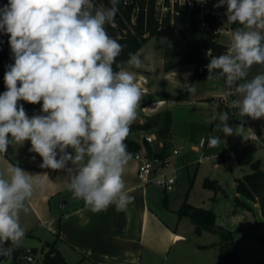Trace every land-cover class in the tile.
<instances>
[{
  "label": "clouds",
  "instance_id": "obj_1",
  "mask_svg": "<svg viewBox=\"0 0 264 264\" xmlns=\"http://www.w3.org/2000/svg\"><path fill=\"white\" fill-rule=\"evenodd\" d=\"M119 3L8 0L0 7V32L9 36L14 60L0 94V153L30 141L29 151L42 158L39 167L63 171L72 199L93 213L109 206L125 211L134 201L123 179L131 159L125 140L142 93L123 65L140 68L143 61L129 53L117 63L125 46L107 27H116ZM225 5L227 22L241 27L225 52L208 51L206 79H223L233 90L240 123L231 126L227 112L212 119L219 120L216 129L224 136L247 140L243 117L264 119V72L248 78L253 65H264V0H217L214 7ZM20 101L41 104V114L29 116ZM222 141L220 135L207 138L210 148ZM37 188L43 190L44 182L20 166L0 167V257L11 258L25 238L20 215L29 212Z\"/></svg>",
  "mask_w": 264,
  "mask_h": 264
},
{
  "label": "crops",
  "instance_id": "obj_2",
  "mask_svg": "<svg viewBox=\"0 0 264 264\" xmlns=\"http://www.w3.org/2000/svg\"><path fill=\"white\" fill-rule=\"evenodd\" d=\"M182 28L183 31L189 29V27L185 26ZM178 40L180 39L172 42ZM174 52L172 53L174 54ZM172 53L171 51L166 53L165 50L163 54V82L160 85H164L165 81L171 85H178L177 76L179 75L180 79L178 82L184 81L185 83L183 82V88L178 93L167 94L162 91L160 92L158 91L160 85L157 86L158 89L156 88L157 92H152L154 85L149 87L148 78L151 71L146 70L144 74L143 72L133 73L135 84L142 93V99L139 104L141 115L137 117L139 123L152 116L158 115L157 117H159L161 112H163L159 111V108L166 105L168 100L170 103H180L189 99L199 102L202 100L209 101L210 97L219 95L224 91L225 83L223 80L202 81L192 79L195 64L181 62L183 60L182 48L176 51V54L180 55L179 59L166 63L168 60L167 56L172 57ZM184 61H187V59ZM262 72L261 69L256 68L252 74L248 75V78L251 79L256 74ZM197 84L201 88H197ZM193 86H196L194 93L189 91ZM198 89L204 94H196ZM40 108L41 104L30 116L36 114L38 111L40 112ZM215 108L216 111L213 115H218L220 111L217 107ZM236 113L239 115L238 110ZM166 116L170 117L169 133L167 135L169 137L172 123V116L169 110L165 111L164 118ZM244 118L246 127L244 134L248 136L250 132H256L264 143V119L252 120L249 117ZM208 119L211 122V126L219 124L218 119ZM134 129L130 128V131ZM137 130L141 132L140 139L133 137H127L126 139L136 141L140 144L141 148H145L144 142L146 141L151 150L155 151L152 146L154 135L148 133V129ZM201 138L205 139L202 146L200 145ZM243 139V137L239 136V138L228 144ZM228 144L223 146V148ZM193 147L195 149L205 148L206 137L201 136L197 146ZM30 148V141H25L23 145H9L7 153H0V167L18 165L25 171L33 174L36 179L44 182L45 188L43 190L37 188L28 201V207L33 215V219L26 224L27 218L25 220L20 218V223L22 227L27 229L31 228V224L36 227L40 226L49 234L54 235L55 248L67 264L222 263V254L217 244L220 241V237L217 233L205 229L199 234L195 233V226L192 220L188 216L175 215L174 213L178 208L169 207L167 192L162 191L153 184L142 185L139 183L136 176L137 163L133 158L134 152L128 151L131 153V159L125 166L123 174L126 190L134 197V201L128 205L125 211L118 212L115 206H109L105 211L93 213L85 206L82 200L72 199L71 192L67 190L65 173L63 171L40 168L39 165L42 163V158L37 153L30 152ZM173 150L169 153L165 152V158L168 162V156L173 154ZM221 150L215 152L219 160H222L218 156ZM68 151H71V149ZM157 152H161V150L154 153ZM33 157H35L34 160ZM225 160L235 161L233 157ZM216 184L219 187L217 191H219L220 186L217 182ZM236 196L238 194L235 191L234 198ZM212 198L215 199V194ZM188 203L195 207H201L191 202ZM248 204L249 207H243L234 202V205L240 206L244 210L238 211L239 213H233L231 217L226 219H221L215 214L216 225L234 233L236 229L245 227V219L251 213L254 217L256 216L259 220L264 221L260 214L258 203L248 202ZM155 205L160 211L154 208ZM235 209L236 207L233 208L234 212H236ZM30 232V230H27L25 233L29 234ZM203 236H208L209 241H200ZM214 249L217 250L216 254H214Z\"/></svg>",
  "mask_w": 264,
  "mask_h": 264
},
{
  "label": "rangeland",
  "instance_id": "obj_3",
  "mask_svg": "<svg viewBox=\"0 0 264 264\" xmlns=\"http://www.w3.org/2000/svg\"><path fill=\"white\" fill-rule=\"evenodd\" d=\"M100 3L104 6L107 4L103 3L102 0H99ZM133 7L131 15L136 17L139 11L138 2ZM137 10V11H134ZM130 15V17H131ZM183 28H178L176 26L165 27L154 36L150 37L146 43H144L135 54L139 56L143 61V67L135 68L124 64V68L132 73H142L144 71L150 70L149 73V87L154 85L152 92H157V86L162 84V74H163V54L165 52L166 44L177 39H181V34ZM196 34H201L199 30L194 31ZM134 34V33H130ZM173 43V42H172ZM181 49L178 46H172L170 49L166 50V53L171 51L174 54L167 56L168 60L166 63H170L174 59H179L180 55L176 54V51ZM190 68V66H189ZM256 68L261 69L264 72L263 65H253L249 70V74L253 73ZM178 85H171L169 82L165 81L164 85H160L158 91L165 92L167 94L178 93L183 87L184 84L182 81H179V75L177 76ZM180 83V85H179ZM198 85V84H197ZM196 87V86H195ZM157 88V89H156ZM161 88V89H160ZM197 88H201L199 85ZM196 94H204L201 90H197ZM41 109V108H40ZM169 110L172 116V123L170 126L169 137L161 136L159 130L162 128L164 123L165 111ZM161 114L159 117L152 116L143 120L150 121L153 123L147 130L148 133L154 135L153 138V148L155 151H160L165 145V152H171L173 149L177 150L178 154H171L168 156L169 162L165 171L168 173V176L175 177V183L173 184V189L168 193L169 197V207L178 208L183 203L184 200L191 202L202 208L212 209L213 212L218 215L221 219L229 218L233 213H239L238 211H243L240 206L234 205V196H235V183L234 178L240 177L245 173H249L251 170L249 166H240L234 160H219L215 152L221 150L223 146L228 144L231 141L239 138L238 135L224 136L223 133L217 131L216 126L212 125L208 118L213 117V114L216 111L215 107L209 105V102L206 100L195 101L192 99L182 101L180 103H170L168 100L166 105H163L159 108ZM40 114V112H36ZM141 115L140 108L137 109V117ZM136 117L135 121L130 125V128H136V125L141 124L138 122ZM235 119L240 116L236 113L234 116ZM142 122V123H143ZM239 124L236 120L231 126ZM141 132L137 129H134L129 132L127 137H133L140 139ZM221 136L223 140L221 142L220 148H210L207 143V138L209 136ZM201 136L206 137V147L195 149L193 146H197L198 141ZM230 138V139H228ZM161 144V145H160ZM152 151V152H155ZM187 158V160H186ZM255 158L261 160L264 159V151L261 145H256ZM205 178L210 180H216L220 186L219 191H214L210 188L203 186V181ZM215 194V199L213 195ZM151 204H153L151 202ZM236 207V212L233 211V208ZM157 211H160L156 205L154 207ZM239 208V209H238ZM177 215V213H174ZM20 218L31 222L33 215L31 211L27 214L21 213ZM189 221V220H187ZM245 227L242 229H236L233 233L234 244L237 249L236 261L238 263H245L250 261H259L264 263V221L259 220L253 214H249L245 219ZM34 227V228H33ZM25 232L30 230L29 234L25 235L21 245L25 250L23 257L16 258H7L0 262V264H40L43 253L48 250L45 242H52L54 240V235L49 234L45 229L35 225L27 229L23 227ZM200 241L208 242V236H203ZM214 254L217 253V250L214 249ZM31 255L33 261L28 262L26 260L27 256ZM23 258L20 262L19 260ZM223 258V256H222ZM235 261V262H236Z\"/></svg>",
  "mask_w": 264,
  "mask_h": 264
},
{
  "label": "trees",
  "instance_id": "obj_4",
  "mask_svg": "<svg viewBox=\"0 0 264 264\" xmlns=\"http://www.w3.org/2000/svg\"><path fill=\"white\" fill-rule=\"evenodd\" d=\"M153 1L154 0H148L147 2H145V0L137 1L139 5V11L137 13L136 24L134 25V34L128 33L125 38H119V42L125 47L120 56L117 57L118 64L127 61L129 53H135L150 37L159 32V30L157 29V21L153 17ZM102 2L107 4V6H110L109 0H102ZM134 6V1L128 5H123L122 0H120V3L118 5L119 12L126 20L129 21ZM145 8L146 14L144 12ZM145 15L146 24L144 23ZM118 23L121 27L125 26L121 17H119ZM169 26L170 25L167 23L166 27ZM174 26L178 28L184 27L183 15L175 18ZM238 27L241 26L239 24H236V28ZM195 30L197 29L194 27V25H191L189 29L182 32L180 40L173 43H167L165 49H170L174 45L182 48L183 60H181V62L195 64L192 79L206 81L208 80L206 79L208 76V72L205 66L211 59V56H208L206 54V51L210 49L212 56H215V54L220 55L221 53H223V47L221 44L211 41L212 36L210 33L204 34L200 32L201 34H196L194 32ZM145 33H147V35H144ZM8 41L9 36H7L5 40L0 41V94L6 91V87L4 84V74L7 71V66L14 63ZM186 59L187 61H184ZM113 67L114 69H116L115 64L113 65ZM199 67H201V70H199ZM19 103L23 104L29 116L40 105L29 104L24 101H20ZM235 122L236 119L234 115L229 114V124H234ZM152 125L153 123H150V121H145L141 124L136 125V128L148 129ZM169 125L170 117L166 116V118H164L163 126L159 130V134L161 136L165 137L168 135ZM144 143L145 149L151 153L152 150L148 142L145 141ZM125 144L127 145V150L131 152H135L141 148L140 144L134 140L126 139ZM255 151L256 144L250 142L248 139H243L228 144L218 153V156L222 160L233 157L238 165L249 166L251 170L249 173H245L242 176L235 178V191L238 196L234 198V201L243 207H249L248 202L258 203L260 214L264 220V160L255 158ZM155 154L162 158H165V145H163L161 152H157ZM203 186L206 188H210L215 192L219 188L215 180H210L208 178L204 179ZM176 212L179 216H188L192 220L195 226V233L199 234L203 229L217 233L220 237V241L217 244L223 256V261L221 264L235 263L237 252L233 240V232L216 225V216L213 210L205 209L202 207H195L184 200ZM44 245H46L48 250L43 253L40 264H67L59 251L55 248L54 241L45 242ZM24 254L25 250L23 246L20 245L15 249L11 258L14 259L18 256L23 257ZM5 259L7 258L0 257V262ZM22 260L23 258H21L19 261L21 262Z\"/></svg>",
  "mask_w": 264,
  "mask_h": 264
},
{
  "label": "built area",
  "instance_id": "obj_5",
  "mask_svg": "<svg viewBox=\"0 0 264 264\" xmlns=\"http://www.w3.org/2000/svg\"><path fill=\"white\" fill-rule=\"evenodd\" d=\"M137 5L138 0H122L123 5H128L132 2ZM148 0H145L147 2ZM8 3V0H0V7H3ZM97 5H102L99 0H95ZM217 0H154L153 1V17L157 21V29L161 30L167 26L175 25V18L180 15L184 16V26L194 27L201 33L211 34V41L217 42L222 45L223 52L227 50L230 46V39L232 32L236 29V24H231L227 22V17L225 15L226 5L224 7H214ZM135 9V7H134ZM137 11V10H134ZM146 14V8L144 9ZM122 18L124 25L119 26L118 19ZM136 17L133 14L130 20H126L118 11L115 22L116 27H107V31L113 38H125L128 33H134V25L136 24ZM144 23L146 24V15L144 16ZM2 33V32H0ZM144 35H147L145 33ZM210 49L206 51L208 53ZM219 54H215L218 56ZM201 70V67H199ZM225 83V81H224ZM233 90L227 88L225 85L223 93L212 96L209 98V104L215 106L221 112H227L235 116L237 109L232 106L231 101L236 98L232 94ZM245 121V118L243 117ZM240 123V117L237 118ZM257 138L253 139L252 137ZM248 140L252 143L259 144L264 148V143L261 141L260 137L256 132H250L248 134ZM205 142L204 138H201L200 145L202 146ZM177 150H173V154H176ZM133 158L136 160V176L140 184L147 185L153 184L162 191L169 192L173 189V184L175 183L174 176H168L165 171L168 161L166 158H162L155 154L154 152H148L145 148H141L133 153ZM26 260L28 262L33 261L31 255L27 256ZM233 264H264L259 261H250L245 263L235 262Z\"/></svg>",
  "mask_w": 264,
  "mask_h": 264
},
{
  "label": "water",
  "instance_id": "obj_6",
  "mask_svg": "<svg viewBox=\"0 0 264 264\" xmlns=\"http://www.w3.org/2000/svg\"><path fill=\"white\" fill-rule=\"evenodd\" d=\"M7 34H5V33H0V41H3V40H5L6 38H7Z\"/></svg>",
  "mask_w": 264,
  "mask_h": 264
}]
</instances>
